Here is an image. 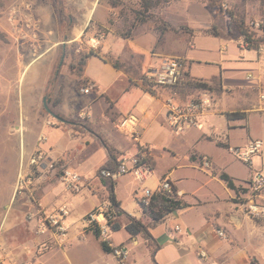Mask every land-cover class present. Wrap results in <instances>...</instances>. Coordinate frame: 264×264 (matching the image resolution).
I'll list each match as a JSON object with an SVG mask.
<instances>
[{
    "label": "rangeland",
    "instance_id": "374dc122",
    "mask_svg": "<svg viewBox=\"0 0 264 264\" xmlns=\"http://www.w3.org/2000/svg\"><path fill=\"white\" fill-rule=\"evenodd\" d=\"M186 1L0 0V258L5 264H41L39 257L46 251L47 241L38 242L36 237L46 233L37 231V219H30L29 215L36 214L42 208L40 201L43 188L40 186L46 185L47 181H52L53 185L59 184L62 180V167L71 168L66 157L84 145L80 138L84 135L81 130L87 131L85 127L90 124L87 117L80 113L85 112L86 100L91 95L83 93V87L78 91L77 84L82 78H87L85 66L89 56L119 60L123 63L121 69L133 75L135 83L143 84V78L149 81L154 68L164 59L161 57V60L152 62V57L159 56L162 51L184 52L192 60L191 72L194 75L217 78L212 83L217 89L211 91L215 104L206 114L212 110L219 113L252 109L246 113V117L235 122L237 127L229 133L226 132L224 117L216 116L212 119L216 132L223 140L226 141L229 135V147L217 145L212 140L197 142L195 139L200 130L205 128L204 125L199 130L191 127L175 133L165 121L169 131H152V135L157 136L159 141L162 138V142L173 152H163L156 158L157 169L166 170L167 173L173 170L174 177L180 179V186L188 193V200L198 198L202 201L201 205L175 214L173 225L177 222L195 227L204 225L222 204L219 199L226 198L229 192L218 172L215 174L210 161L209 165H205L202 159L194 165L189 160L194 149L210 154L216 170L232 172L238 176L247 175L250 165L238 159L232 151L233 147H245L250 141L260 139L263 140V150L258 155L264 154V110L259 104L258 91L242 88L255 82L254 78L248 79L247 75L258 74L255 50L249 49L242 38L227 33L228 21L224 16L226 25L221 28V34L205 35L198 14L184 12ZM224 2L226 7H223ZM228 2L221 0V7L216 6L220 16L221 10H232ZM12 8L18 9L13 18ZM90 11L91 19L87 20ZM239 15L249 28L251 21L262 20L260 12L248 16ZM189 26L198 30L192 38L193 47L188 49L185 42L191 40L193 33ZM231 30L235 36L236 27L232 25ZM262 34V30L256 31L255 36ZM95 39L101 41L97 46L93 45ZM132 39L135 40L132 42ZM109 40L111 50L104 49ZM138 48L147 51L137 52ZM145 57L149 61L142 66ZM188 63L185 61V70ZM109 70L115 69L95 60L87 68V72L94 77H107ZM220 78L226 89L220 85ZM153 88L156 96L164 103L178 91L177 88L164 86L153 85ZM179 91L178 96L187 99L200 90H190L189 94L183 93L179 87ZM77 93L86 95L78 97ZM45 103L64 121L53 116ZM54 132L61 142L59 146L52 141ZM126 143L130 144V141L127 139ZM39 151L45 154L46 165H30L31 156ZM150 151L151 159L152 156L154 159L156 151L154 148ZM98 154H103L102 148ZM121 157H118V161ZM97 161V158L91 160L89 169ZM52 162L54 167L49 166ZM21 174L27 177L21 178ZM141 188V182L131 175L123 177L119 185V195L126 210L140 218L143 213L135 192ZM244 190L242 186L238 190L237 201H244ZM92 192L95 193L96 189ZM96 201V197L76 196L71 204L78 217ZM103 205L102 202L95 208ZM144 217L147 218V214ZM122 219L126 218L123 216ZM150 220V217L144 219L146 224ZM163 226H157L154 233H160ZM125 233V230L118 232L114 239H123ZM131 248L134 250L132 264H178L169 247L154 256L144 240L139 238L138 243L131 245ZM62 256L64 264H70L67 256L60 254ZM70 256L78 258L73 251ZM178 258L183 264H196V255L192 250ZM114 260L109 258L106 264H115ZM78 262L88 264L89 261L76 259V264Z\"/></svg>",
    "mask_w": 264,
    "mask_h": 264
},
{
    "label": "crops",
    "instance_id": "0c3cea01",
    "mask_svg": "<svg viewBox=\"0 0 264 264\" xmlns=\"http://www.w3.org/2000/svg\"><path fill=\"white\" fill-rule=\"evenodd\" d=\"M224 4L226 3L224 2ZM228 6L232 10L247 16L252 15L255 12H260V17L262 19L261 21L264 22V0H229ZM183 9L187 14L190 12H192L191 15L198 14L202 20V26L204 27L202 30L206 33L205 35H210L211 33L207 32V30H211L212 28H216L222 32L223 30L221 28L226 25L223 15L220 16L221 14L219 15L217 11L218 8L216 6L211 7L208 0H187L184 3ZM91 12L92 11H90V13L86 16L87 20L91 19ZM191 29H193V33H191V40H187L185 42V45L188 49L193 47L194 43H192V38L194 37L193 35L195 31L198 30L195 28ZM153 37L156 39L155 34ZM134 40L135 39H132L131 41L133 42ZM109 42L110 40L106 43L104 49H110ZM139 51L147 50L138 48L137 52ZM255 53L257 55L256 64L258 68V74L256 76L254 75L253 78L255 79V82L253 84L244 86L242 88H251L253 90H257L258 86L261 83H264V59L259 57L256 50ZM172 55L175 57H182L186 62H189L186 71H188L191 77L202 79L210 84L214 83V78L208 79L199 77L191 72L192 60L188 59V56L184 52L176 53L162 51L159 56L157 55V57H152V62H155L156 60L159 61V59L161 60V57L165 58ZM117 56H119V54H117ZM94 60L99 61L104 65L113 66L111 63L104 61L98 56H90L88 58L85 66V75L95 83L96 89L92 93H87L91 96H89V98L86 100V107H84L85 112H81L80 115L84 114L87 117V121L94 132L99 134L109 146L113 147L116 150L117 157L122 156L121 159L126 154H135L138 150V144H146L150 146V150L154 148L156 154L154 155V159L153 156L151 159L154 166V171L153 175L145 182V185L155 188L160 179L169 177L177 190L176 192L178 198L189 204L188 207L178 209L170 213L164 218L162 222L150 228L153 237L159 244V249L155 255H157L166 247H169L175 262L178 264H183L181 259L178 257L184 256V254L192 250L196 255V264H200V260L198 258V249L202 247L208 250L212 260L222 264H245L250 258H254L258 264H264V218L257 214L254 215L250 213L247 203L248 187L246 185V183L256 171L262 172L264 174V154H261L260 156L258 155L256 160L253 159V164L250 165V171L245 176H238L232 172L224 171L234 179L235 184L239 188L242 186L245 189L244 192H242L244 201H237L236 196L238 192L228 188L226 183L222 180L224 185L227 186L229 190L227 197L219 199V201L222 200V204L219 206L218 210L210 215L207 221L205 220L206 222L204 225L195 227L194 225L181 224L180 222H177L173 225V220H176L175 214L184 212L193 206L201 205L202 201L198 198H195L193 201L188 200V193L183 187L180 186V179L174 177L173 170L167 173L166 170L159 171L157 169L156 158L160 154L163 152H169L173 154L172 150L167 148L165 143L162 142V138L159 141L157 136L152 135L153 130H158L160 132L169 131L165 126V104L161 98L148 92L143 84L140 82L135 83L133 75L124 71L123 69H117L113 66V69L115 70H109L107 77H94L90 75L87 72V68ZM147 61H149V58L145 57V62L142 63V66H144ZM219 80L222 88L226 89L225 85H223L222 79L220 78ZM182 92H188L190 94L191 91L188 90ZM83 95L85 96L86 94L77 93L78 97ZM218 104L220 105V103H217V105ZM240 110L248 113L252 109ZM224 112L227 111L216 113V111L212 110L208 114L204 115L203 125L205 128L200 130L199 134L197 135L195 139L197 142L201 140H212L213 142L220 140L221 142L231 146L229 135L226 137L228 140H223L221 135L216 132V126L212 120L216 116L224 117L227 127L226 132L229 133L231 130L237 127L235 122L239 119H227L224 115ZM129 115H134L138 119L137 128L140 134L139 142L134 141L132 138H130V136H127L117 128V124ZM85 129L87 130L86 127ZM81 131L84 134L83 137H80L84 141L83 147L76 148L75 153L70 154L69 157L66 158L68 159L70 167L77 170L83 176V191L81 193L70 191L65 187L62 180L59 181V184L53 185L52 181H47L46 185L40 186L43 188L40 204L42 206L41 209L44 212H52L63 204H66L71 211V214L68 218V224L70 226L68 238L64 243H60L58 239H56V237L49 232L44 235H37L36 240L38 242L47 241L46 251L39 257L41 264H61L62 260L64 264L65 259L63 256L60 257V254L67 256L70 264H76V259L88 260V264H106L109 262V258L115 259L114 262L117 264L115 256L111 253L105 252L102 249L100 239L96 237L93 232L85 231L86 223L84 221V216L96 206L101 205L102 202L104 205H108L109 203V191L101 181L100 177L97 175L99 168L107 163L108 155L105 147L101 144V141L94 133L89 130ZM54 133L55 135H53L52 141L59 146L61 145V142L56 136V132ZM127 139L130 141V144L126 143ZM101 148L103 154L99 156L100 154L98 153ZM193 155H195L194 160L192 159ZM201 156H206L209 159L213 170H215V174L218 172L217 174L219 176V173L223 172L222 170L215 169L213 157L205 152H198L196 149H194L189 155V160L195 165L199 163ZM96 158L98 161L94 162L92 169H89L90 161ZM127 176L128 175L118 177L115 180L114 187L116 197L121 202V207L126 212L128 211L125 208V203L119 195V185L121 184V179ZM94 189H96L95 193L92 192ZM136 192L141 194V190ZM76 196H79V198L89 196L96 197L97 201L94 202L88 210L84 211L80 216L77 217L74 212V207L71 204L73 198ZM259 202L264 204V189L259 198ZM142 213L143 214H141V218H137L145 223L146 221H144V219L146 220L149 218V216L147 218L144 217L145 213L143 209ZM150 221L151 222L149 223L151 224L152 219ZM121 222V229L114 232L111 231L110 239L114 245L126 243L125 247H127L129 253L131 254L129 264H132V261H134V253L132 251L134 250H132L131 245H136L139 238H142L148 247L149 245L141 235L131 237L124 227L126 220L122 219ZM161 224L164 226L160 233H154L155 228ZM177 224H179L182 228V230L179 232L174 230ZM217 229L224 230L226 233V238L220 237L216 232ZM124 230L127 232L125 233L124 238L116 241L114 239V235ZM72 251L76 253L78 258L73 259L70 256ZM78 264L80 263L78 262Z\"/></svg>",
    "mask_w": 264,
    "mask_h": 264
},
{
    "label": "built area",
    "instance_id": "2783aa9c",
    "mask_svg": "<svg viewBox=\"0 0 264 264\" xmlns=\"http://www.w3.org/2000/svg\"><path fill=\"white\" fill-rule=\"evenodd\" d=\"M223 7H226V4H224ZM17 12V8H12V18ZM250 28L253 32L255 31V33L256 31L258 32L262 30L264 34V22L261 20L251 21ZM100 42V39H95L93 45L97 46ZM256 51L259 57L264 59V44L260 45ZM184 67L185 64L182 63L180 57H165L152 71V74L149 77V82H151L154 86L177 88L181 84L183 74L186 71ZM246 77L250 79L253 78L254 75L249 74ZM95 89V84L90 83L84 86L81 90L83 93H91ZM257 91L259 104L261 109L264 110V83H261L258 86ZM164 104L166 107L165 121L168 127L175 133H179L191 127L202 128V118L207 111L211 110L215 101L213 99L212 92L209 90H200L198 94L187 99H181L178 96V91H175ZM137 124L138 119L134 115H129L117 124V128L127 136H130V138L134 141L139 142L140 134ZM40 140H43V137H40ZM262 150L263 140L260 139L250 141L245 147L236 146L232 148L233 153L238 157V159L249 165L253 164L254 157L261 153ZM147 153V150L142 151L141 149H138L133 155L128 157L123 156L115 168L99 169L98 176L112 180H116L118 177L124 175L133 176L136 180L141 182V194L136 192V198L137 201L144 206L149 205L152 196L157 193L178 198L177 192L174 191L173 182L169 177L160 179L155 188L145 185V182L153 175L154 171L151 159L147 156ZM202 159L205 165H209V159L206 156L202 157L201 160ZM29 163L30 165H46L45 154L40 151L33 154ZM49 166L54 167V162L50 163ZM20 176L21 178L27 177L23 174ZM61 177L62 181L70 191L80 193L83 190L84 178L79 172L64 166L61 170ZM28 181L30 182V179H28ZM246 185L248 187L247 203L250 213L254 215L257 214L264 218V204L259 202V198L264 189V174L256 171ZM109 206L110 203H108V205L100 206L99 208H94V210L89 212L84 219L86 226L92 223L97 224L101 230L102 238L106 240H111V228L108 224L106 215V213L109 212ZM69 216L70 209L67 205H63L49 213L39 209L36 214H30L29 218L33 219L35 217L37 219V231L39 233L44 234L49 232L55 236L60 243H64L68 238L70 228L68 224ZM110 217H112V215H110ZM174 230L179 232L182 228L179 224H177ZM216 232L220 237L226 238L224 230L217 229ZM110 244L116 247L113 255L116 258L117 264H128L129 250L127 247L114 245L113 242H110ZM198 258L200 260V264H222L212 260L206 248L201 247L198 249ZM0 264H5L1 258ZM245 264L258 263L254 258H250Z\"/></svg>",
    "mask_w": 264,
    "mask_h": 264
},
{
    "label": "trees",
    "instance_id": "16d2710c",
    "mask_svg": "<svg viewBox=\"0 0 264 264\" xmlns=\"http://www.w3.org/2000/svg\"><path fill=\"white\" fill-rule=\"evenodd\" d=\"M220 4H221V0H209V5L211 7L212 6L221 7ZM221 13L224 16V18L227 19L228 21L226 30L229 35L235 38L237 36L239 38H242L244 41V44L247 45L249 49L257 50L260 45L264 44V34L255 36V33L250 30L248 25H246L244 18H242L239 15V13L234 12L233 10H226L225 12L221 10ZM232 25L235 26L237 30V34H235V36H233L232 30H231ZM207 32L213 33L215 35L221 34V31L217 30L216 28L207 30ZM102 59L106 62L111 63L117 69H121L123 67V63L120 62L119 60H116V59L114 60L113 58L112 59L102 58ZM181 60H182V63L185 64V60L184 59H181ZM79 76L80 77L82 76L81 73L79 74ZM216 79H217L216 77L213 79L214 83ZM90 83H94V82L91 81L89 78H82L81 80H79L77 84L78 91L80 90L81 87H84ZM143 85L148 92L156 95V90L153 88V84L149 82L148 80L146 81V78H143ZM179 87L182 91H188V90L213 91L217 89L214 85L202 79L191 77L188 71L184 72L182 82L177 87L178 91H179ZM224 115L227 119H240V118L246 117V112H243V111L241 112L240 111H230L229 112L228 111V112H224ZM86 128L97 136V138L101 141V144L105 147V150L107 152L108 161L105 165L101 166V168H115L117 164L119 163L116 150L113 147L109 146L99 134L94 132L91 126L89 127L86 126ZM216 143L217 145L229 147L228 144L220 142V141H216ZM138 149H141L142 151L147 150L148 151L147 156L151 159L150 146L146 144H143V145L138 144ZM202 157L203 156H201V158ZM192 159L193 160L195 159V155L192 156ZM98 173H99V170H98ZM219 177L226 183L228 188L233 189L236 192H238L240 188L235 184L234 179L229 174L223 171L219 173ZM100 178L109 191V203H110L109 212L111 213L107 212L106 215H107L108 224L110 225L111 231L114 232V231H118L121 229L122 227L121 218L124 216L126 218L124 227H125V230L128 232V234L131 237L141 235L146 240V242L149 245V248L151 249V252L155 256V253L159 249V244L156 241V239L153 237L150 231V228L162 222L164 218L170 213L178 209L188 207L189 204L187 202L182 201L180 198L171 197L166 194L157 193L152 196L149 205L144 206L139 203L144 213L147 214V216H149L152 219L151 224H146L142 220L126 212L121 207V202L117 199L116 194L114 192L115 180H112L109 178H103V177H100ZM174 191H177L175 187H174ZM110 215H112V217H110ZM85 230L86 232L87 231L93 232L95 236L100 239L101 247L105 252L111 253V254L114 253V250L116 247L110 244L112 240H106L102 238L101 230L97 226V224H94V223L89 224L88 226L85 227Z\"/></svg>",
    "mask_w": 264,
    "mask_h": 264
},
{
    "label": "water",
    "instance_id": "95a60500",
    "mask_svg": "<svg viewBox=\"0 0 264 264\" xmlns=\"http://www.w3.org/2000/svg\"><path fill=\"white\" fill-rule=\"evenodd\" d=\"M45 107L47 108V110H48L53 116H55L56 118H58V119L64 121L63 118H61L60 116H58L57 114H55L54 112H52V111L50 110V108L46 105V103H45Z\"/></svg>",
    "mask_w": 264,
    "mask_h": 264
}]
</instances>
